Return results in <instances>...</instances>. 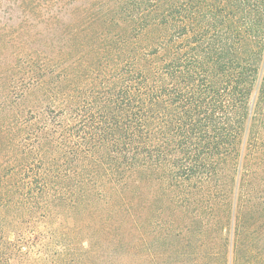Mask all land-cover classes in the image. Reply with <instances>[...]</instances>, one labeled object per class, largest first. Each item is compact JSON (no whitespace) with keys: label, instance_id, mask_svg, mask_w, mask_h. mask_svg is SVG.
<instances>
[{"label":"trees","instance_id":"1","mask_svg":"<svg viewBox=\"0 0 264 264\" xmlns=\"http://www.w3.org/2000/svg\"><path fill=\"white\" fill-rule=\"evenodd\" d=\"M0 24V264L119 247L149 173L212 179L257 141L264 0H0Z\"/></svg>","mask_w":264,"mask_h":264},{"label":"rangeland","instance_id":"2","mask_svg":"<svg viewBox=\"0 0 264 264\" xmlns=\"http://www.w3.org/2000/svg\"><path fill=\"white\" fill-rule=\"evenodd\" d=\"M8 52L0 47V168L7 160L4 72L16 64ZM257 126V141L251 147L244 143L241 158L225 163L212 179L167 187L172 182L149 173L141 207L137 200L131 209L124 244L105 243L96 247L99 254L77 259L82 264H264V116ZM3 175L0 169V179ZM37 231L45 241L47 229L39 225ZM47 248L39 247L32 257L52 264L51 251L63 246Z\"/></svg>","mask_w":264,"mask_h":264}]
</instances>
